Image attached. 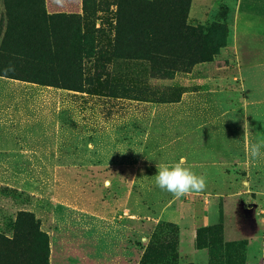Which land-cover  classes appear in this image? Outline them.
Wrapping results in <instances>:
<instances>
[{
  "label": "rangeland",
  "instance_id": "rangeland-1",
  "mask_svg": "<svg viewBox=\"0 0 264 264\" xmlns=\"http://www.w3.org/2000/svg\"><path fill=\"white\" fill-rule=\"evenodd\" d=\"M22 1L23 17L14 10L19 0H0V72L11 63L23 77L38 64L8 42L18 28L6 38L10 22L29 17L34 0ZM114 1L46 0V10L83 16L85 3L91 25L113 36ZM159 1L170 19L180 2L194 3L186 24L201 34L223 25L224 47L213 54L206 40L183 43L173 20L150 24L169 45H138V14L123 8L118 56L138 59L104 64L89 56L92 43L67 42L43 66L70 81L84 71V92L0 76V235L12 241L17 264L43 251L48 264H194L183 248L191 238L194 250H208L209 264H246L253 237L262 239L264 264V148L249 154L264 143V0ZM199 10L205 18L196 23ZM201 52L210 60L189 66ZM148 53L185 59L167 65L143 60ZM182 156L207 187L177 198L154 175ZM21 211L33 214L45 249L24 235Z\"/></svg>",
  "mask_w": 264,
  "mask_h": 264
},
{
  "label": "trees",
  "instance_id": "trees-1",
  "mask_svg": "<svg viewBox=\"0 0 264 264\" xmlns=\"http://www.w3.org/2000/svg\"><path fill=\"white\" fill-rule=\"evenodd\" d=\"M111 6L115 7L114 12H112L114 15V27L111 30L113 36L112 34L111 36L110 34L104 35L102 33L103 30L100 27L96 28L95 25H91V17L86 14L87 8L85 7V3L82 7L84 15L80 16L63 13H46L44 0H34L33 5L30 6V14L27 19L15 23L10 22L8 24L6 38L11 37L13 30L18 28L20 31L18 36H12L8 42L18 48L25 49L24 54L20 56L21 59L23 57L26 62L38 64L37 68L20 72L26 75L23 77L13 72H0V76L35 83L44 87L84 92L81 90L83 89L81 83L85 84V82L89 80H87L88 76L84 71H79L77 81H70L69 79L67 80L56 76V74H59V67L43 68V66L45 64H55L58 57L57 48L67 42L72 45H79L81 48H83V45L88 42L92 43L93 46H96V50L93 51V53H89V56L93 55L95 61L103 62L104 64H108L111 59L115 58H125L130 60L138 59L136 56H131L130 54L126 56L122 54L121 57L118 56L120 39L122 38L120 29L122 24L121 10H123V8H127L130 12H136L138 14L133 20H131V23L135 27L133 29L137 32L138 45L151 46L157 44V42L160 44L164 43L165 46L170 44V37L168 35L163 33L162 39L161 37L154 36L150 28L151 20L154 23H160L161 27L164 28H167L169 23L163 21L173 20V22L177 23L178 38L181 39L183 43L191 42L198 45L206 40L207 47L211 48L214 52L213 54L225 45L226 27L223 25L212 27L206 34H201L199 28L190 27L186 24L190 6L189 1L185 3L180 2L176 9V11L179 10L178 14H176L175 11L171 19L162 12V4L159 0H115ZM69 30L73 31L72 36L68 34ZM213 35H217L216 38H211ZM101 39L107 40L106 43L101 42ZM129 41L131 42V37ZM146 56L143 60H151L153 62L161 61L167 65L177 62L178 59H185L184 56L179 58L178 56L174 57L167 53L158 56L148 53ZM209 60L210 57L204 56L201 52L198 55H193L191 57L189 66L197 63H205ZM18 215L22 217L26 216L29 219V225L27 230H24V235L41 242V248L45 249L47 245L46 236L39 231V224L32 216L33 214H27L26 212L21 211ZM12 244V241L0 235V264L18 263V254L16 255L15 253H12L11 249L8 248ZM24 263L48 264V260L43 251V257L34 255L30 260H24L22 264Z\"/></svg>",
  "mask_w": 264,
  "mask_h": 264
},
{
  "label": "clouds",
  "instance_id": "clouds-1",
  "mask_svg": "<svg viewBox=\"0 0 264 264\" xmlns=\"http://www.w3.org/2000/svg\"><path fill=\"white\" fill-rule=\"evenodd\" d=\"M14 71L15 68L11 63L4 69L5 73ZM262 148H264V143L251 144L249 148L250 156L258 157ZM154 177L155 184L160 190L166 191L177 198L204 191L207 187V177L196 173L183 156L172 164L157 165ZM105 186H107V182Z\"/></svg>",
  "mask_w": 264,
  "mask_h": 264
},
{
  "label": "crops",
  "instance_id": "crops-1",
  "mask_svg": "<svg viewBox=\"0 0 264 264\" xmlns=\"http://www.w3.org/2000/svg\"><path fill=\"white\" fill-rule=\"evenodd\" d=\"M20 2H13L14 3V10H20L21 11V15L23 17V14L24 12H28V9L25 8V4L24 2L21 0H19ZM12 3V4H13ZM46 0H45V3H44V7H45V11L46 13H49L47 10H46ZM10 6V5H8ZM5 7V11L8 12L7 10H9L10 8L12 7ZM195 7V4L194 3H191L190 5V8H189V12H188V21H190L192 23V21L194 20L192 17H195L194 15V8ZM56 13H64V12H56ZM198 15H201V18H202V15L204 16L205 18V15H204V10H199L197 12V18H196V23L199 22V21H202L200 19H198ZM1 19H3V16L1 15V7H0V25H1ZM193 19V20H192ZM24 20V19H23ZM184 242H186L185 246L183 247L184 249L188 248L190 250V257L191 259L193 260L194 264H209V253H208V250L207 249H203V250H194L193 249V239H187L185 240ZM259 250L261 251L262 250V239L260 237H253L251 240H250V243L248 245V254H247V262L246 264H262L260 258L257 256Z\"/></svg>",
  "mask_w": 264,
  "mask_h": 264
}]
</instances>
